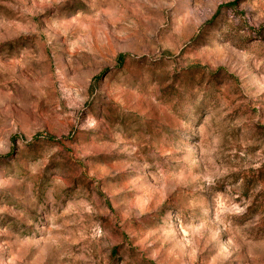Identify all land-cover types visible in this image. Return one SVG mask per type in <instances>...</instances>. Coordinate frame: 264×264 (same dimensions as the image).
Listing matches in <instances>:
<instances>
[{"label": "rangeland", "instance_id": "rangeland-1", "mask_svg": "<svg viewBox=\"0 0 264 264\" xmlns=\"http://www.w3.org/2000/svg\"><path fill=\"white\" fill-rule=\"evenodd\" d=\"M0 264H264V0H0Z\"/></svg>", "mask_w": 264, "mask_h": 264}]
</instances>
